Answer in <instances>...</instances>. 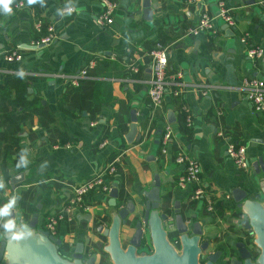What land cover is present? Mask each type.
Instances as JSON below:
<instances>
[{
	"label": "crops",
	"instance_id": "1",
	"mask_svg": "<svg viewBox=\"0 0 264 264\" xmlns=\"http://www.w3.org/2000/svg\"><path fill=\"white\" fill-rule=\"evenodd\" d=\"M21 1L23 6L10 4V13H0V87L7 79H20L29 97L37 96L54 120L34 116L15 125L19 150L11 152L3 169L1 116L10 109L0 96V244L10 226V209L20 222L37 214V227L43 229L46 217L66 203L72 186L106 169L118 153L121 161L108 176L117 190L116 209L130 202L137 212L128 214L121 229L123 246L134 232L129 223L142 213V192L155 177L160 212L171 216L178 207L184 222L199 225L210 252L231 260L236 244L253 243L232 192L240 189L263 201L259 185L264 174L251 165L260 160L264 167V113L252 111L242 83L248 77L264 81V54L260 60L246 55L248 46L264 48V0H148L147 15L144 0H110L116 4L112 23L103 26L95 22L103 10L101 0ZM220 2L235 19L234 28L217 16ZM68 8L72 10L64 11ZM202 12L215 17L218 32L187 34ZM37 19L53 26L54 39L47 45H35ZM243 35L246 43L240 41ZM156 42L168 50V83L159 108L151 106L147 95L149 53ZM10 50L20 51V62L3 59ZM90 62L94 65L89 68ZM81 68H87V77L72 86L68 76ZM59 104L70 114L60 112ZM132 124L136 133L128 143L125 136ZM166 127L170 140L163 153ZM227 139L245 147L248 168L237 167L227 156ZM178 153L198 161L201 184L213 194L211 211L203 198L190 199L191 186L177 187L182 171L175 162ZM17 175L21 180L13 185ZM108 194L90 193V210H75L70 221L59 224L55 237L61 256L71 260L81 245L84 258L93 257V264H112L104 250L115 212ZM169 222L164 223L167 238L178 242ZM145 244L151 252L149 239Z\"/></svg>",
	"mask_w": 264,
	"mask_h": 264
},
{
	"label": "water",
	"instance_id": "2",
	"mask_svg": "<svg viewBox=\"0 0 264 264\" xmlns=\"http://www.w3.org/2000/svg\"><path fill=\"white\" fill-rule=\"evenodd\" d=\"M143 8L144 14L151 13L148 0H144ZM131 120L134 122L135 117L132 116ZM135 133L136 126L132 124L125 136L128 143L133 140ZM251 166L257 173L264 174L260 160ZM20 180L21 175H17L11 179V183L14 185ZM159 185V178L155 177L151 188L142 192L144 199L141 203L142 213H138L129 223L134 232L126 246H123L120 239L121 229L127 224L128 214L136 212V207L128 202L116 209V186L113 185L110 189L109 202L110 206L115 208V212L111 215V224L107 230L108 243L104 250L112 264H200L198 256L201 252L207 251L208 241L202 239L197 223L189 224L183 221L178 207H175L171 216L160 212ZM259 186L263 196L262 202L248 198L240 189L232 192L233 199L246 216L242 226L253 236L256 255L253 256L249 246L240 242L235 245L237 258L228 260L229 264H264V183H260ZM14 205H17V200H14ZM8 218L10 226L0 244V261L4 260L1 264H93V257L84 258L81 245L75 248L71 260L61 256L58 252L60 239L37 227V214L28 222H20L10 209ZM165 221L173 222L178 234L179 250L167 238ZM147 239L151 252L145 246ZM220 255L219 251L209 254L205 264H216Z\"/></svg>",
	"mask_w": 264,
	"mask_h": 264
},
{
	"label": "built area",
	"instance_id": "3",
	"mask_svg": "<svg viewBox=\"0 0 264 264\" xmlns=\"http://www.w3.org/2000/svg\"><path fill=\"white\" fill-rule=\"evenodd\" d=\"M103 10L96 16V24L99 26L108 25L112 23V15L116 8V4L110 0H101ZM23 6V2L20 1L15 4V8ZM71 8L64 11H71ZM217 16L224 22L229 28H234L236 25L235 19L228 13L223 3H219V12ZM34 29L39 33V38L35 41L36 46H43L51 43L54 39L53 26L45 23L41 19H37L34 22ZM45 32V33H42ZM218 29L215 24V17L207 12H202L198 17L195 24L187 30V34L198 35L201 33L215 34ZM242 43H246V36L240 37ZM150 70L151 78L149 80V86L147 95L150 104L153 108H159L162 104L163 96L167 86L166 70L168 64V50L160 42H156L154 48L150 51ZM264 54V48L261 46H248L246 49V55L249 59L260 60ZM3 59L8 63L20 62L22 59L19 50H10L3 54ZM93 62H90L88 67H92ZM133 72L137 69L133 68ZM180 75V74H177ZM87 77V68H81L73 75L68 76L69 82L72 86H78L80 81ZM242 88L245 90V96L250 101L252 111L255 113H264V81L257 77L244 78ZM203 94H205L203 92ZM189 118H187V121ZM223 133L217 132L218 136ZM170 140V129L166 127L164 129L162 143V152H166V144ZM105 142H102L103 146ZM68 147V145H66ZM225 151L227 156L233 161V163L241 168L246 169L250 163L247 158L246 149L243 145L227 139L225 144ZM122 158V154L118 153L113 156L112 160L106 169L96 173L90 179L72 186L71 195L63 205V207L46 217L44 223V230L49 234L55 236L58 226L61 222L70 221L72 214L75 210L89 211L90 205L87 203V197L94 191H100L102 193H109L111 185L108 181V176L112 175ZM175 162L182 166V171L177 177L176 185L178 188L192 187L190 194L191 200H205L206 209L211 211L213 209V194L210 190L203 188L201 184V167L197 160L189 157L186 154L178 153L175 156ZM212 195V196H211Z\"/></svg>",
	"mask_w": 264,
	"mask_h": 264
},
{
	"label": "trees",
	"instance_id": "4",
	"mask_svg": "<svg viewBox=\"0 0 264 264\" xmlns=\"http://www.w3.org/2000/svg\"><path fill=\"white\" fill-rule=\"evenodd\" d=\"M20 1L12 0L11 5L17 4ZM2 11L3 8L0 6V13ZM12 91L13 97H11ZM0 96L2 104L10 109L9 112L3 113L1 116V125L4 131L3 169H5L7 162L11 158V152L19 150L20 137L17 135L15 125L28 121L34 116H41L47 121L52 122L54 116L44 108L37 96L29 97L26 85L20 79L5 80L0 87ZM57 107L60 112L70 114L60 104Z\"/></svg>",
	"mask_w": 264,
	"mask_h": 264
},
{
	"label": "flooded vegetation",
	"instance_id": "5",
	"mask_svg": "<svg viewBox=\"0 0 264 264\" xmlns=\"http://www.w3.org/2000/svg\"><path fill=\"white\" fill-rule=\"evenodd\" d=\"M201 240H202V239H201ZM177 241H178V242H171V243L176 247L177 250H179V240H177ZM243 243H245V242H243ZM245 245H246V246L249 245V248L251 249V253H252V255L255 256L256 253H255V246H254V244H253V243H245ZM214 252H215V251H214ZM214 252H207V251H206V252H201V253L199 254V256H198V261H199V263H200V264H205V263L207 262V260H208V255H209V254H212V253H214ZM235 258H237V255L233 256L232 259H235ZM228 259H229V258H227V259H223V258H222V255H220V257L218 258L216 264H229Z\"/></svg>",
	"mask_w": 264,
	"mask_h": 264
},
{
	"label": "clouds",
	"instance_id": "6",
	"mask_svg": "<svg viewBox=\"0 0 264 264\" xmlns=\"http://www.w3.org/2000/svg\"><path fill=\"white\" fill-rule=\"evenodd\" d=\"M35 0H28V4H32L34 3ZM12 3V0H0V6H2L3 11L5 13H10L11 12V8L9 7V5Z\"/></svg>",
	"mask_w": 264,
	"mask_h": 264
},
{
	"label": "rangeland",
	"instance_id": "7",
	"mask_svg": "<svg viewBox=\"0 0 264 264\" xmlns=\"http://www.w3.org/2000/svg\"><path fill=\"white\" fill-rule=\"evenodd\" d=\"M207 252H210L209 248H207Z\"/></svg>",
	"mask_w": 264,
	"mask_h": 264
}]
</instances>
